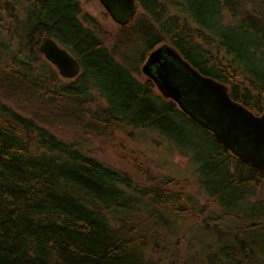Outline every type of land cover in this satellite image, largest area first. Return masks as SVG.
Returning <instances> with one entry per match:
<instances>
[{
  "label": "trees",
  "instance_id": "obj_1",
  "mask_svg": "<svg viewBox=\"0 0 264 264\" xmlns=\"http://www.w3.org/2000/svg\"><path fill=\"white\" fill-rule=\"evenodd\" d=\"M134 4L141 13L107 47L76 0H0V89L36 103L30 118L0 105V264H264V196L254 199L264 173L207 131L186 130L200 127L134 75L149 51L167 45L264 114V0ZM45 37L78 61L75 79L37 65ZM119 49L136 56L125 58L130 65L116 60ZM55 122L71 139L51 131ZM148 130L180 153L194 138L210 150L191 155L185 186L139 166L145 181H134L88 146L116 147L117 135Z\"/></svg>",
  "mask_w": 264,
  "mask_h": 264
},
{
  "label": "water",
  "instance_id": "obj_2",
  "mask_svg": "<svg viewBox=\"0 0 264 264\" xmlns=\"http://www.w3.org/2000/svg\"><path fill=\"white\" fill-rule=\"evenodd\" d=\"M118 1L126 5L118 12V18L121 19L119 22L125 25L129 15L135 13L137 6L134 0ZM126 11L127 16L121 17L120 13ZM38 53L54 67L61 79L73 80L79 75L78 61L54 39L43 38L38 46ZM141 73L153 82L164 99L173 101L184 114L203 127L213 129L214 126L207 120V116L212 111L221 109L241 119L245 126L260 129L256 130L257 134L264 138V114L254 115L249 109L232 100L223 83L201 75L170 46L162 45L149 51L141 66ZM187 89L195 92L194 99L187 98ZM211 131L221 145L240 161L264 173V159H257L244 149L238 148L223 132ZM252 133H255V130Z\"/></svg>",
  "mask_w": 264,
  "mask_h": 264
},
{
  "label": "rangeland",
  "instance_id": "obj_3",
  "mask_svg": "<svg viewBox=\"0 0 264 264\" xmlns=\"http://www.w3.org/2000/svg\"><path fill=\"white\" fill-rule=\"evenodd\" d=\"M13 1L18 2V0ZM76 1L80 4L82 14H86L94 19L100 26V31L108 35L104 42L107 47H111L113 37L116 35L119 28L109 18L98 0ZM18 12L20 18L25 17L24 11L21 10L20 7L18 8ZM140 13L141 10L137 7L136 14ZM120 16L126 17L127 11L120 13ZM225 21L228 23L227 20ZM85 25L88 26L87 24ZM1 35L8 39L7 33L2 32ZM16 44L17 43L12 42L13 47H16ZM121 53V49H119L115 58L118 62L124 63L126 66L130 65L132 62V60H126V57H132L133 59L136 58L132 52H124L123 56ZM38 59L37 65L46 64L47 67L54 69V67H52L42 55L38 54ZM141 66L142 63L138 67L139 73L134 72V75L140 81L145 79V76L141 73ZM5 92V89H0V105H6L25 117L30 118L32 116V112L35 110V102L24 98L13 99L6 96L7 93ZM50 129L60 138L69 140L72 137V130L64 124H57L55 122ZM186 130H198L197 133L201 134V129L199 128H190ZM189 133L190 132L188 131L187 135H190ZM140 134L141 135L137 137H132L133 139L127 135H117L114 140L116 147L106 145L99 148L96 142H90L88 146L93 149L92 151L97 159L111 167L128 173L134 181H145L144 176L136 169V167L139 166L148 169L153 176H169L179 182L181 186H185L186 182L190 181L189 173L195 166L191 155L194 152H210L209 149L201 145L195 138L191 141L192 148H183L182 153H180L173 145L168 143V140L164 136H160L154 130H148L147 132L145 131ZM184 180H187L185 184ZM194 193L202 203L207 204L211 210L217 211V206L210 200H207L203 194L197 192ZM263 196L264 185L257 191L254 199H261Z\"/></svg>",
  "mask_w": 264,
  "mask_h": 264
},
{
  "label": "flooded vegetation",
  "instance_id": "obj_4",
  "mask_svg": "<svg viewBox=\"0 0 264 264\" xmlns=\"http://www.w3.org/2000/svg\"><path fill=\"white\" fill-rule=\"evenodd\" d=\"M98 2L102 6L106 14L109 16V18L113 21V23H115V25L118 28H121L123 26H128L129 24L133 22V20L136 17L137 9L135 10L134 14H132L131 16L129 15V18L127 19V23L125 25L124 24L122 25L121 22H119V20L121 19L118 18V14H119L118 12L120 11L122 6L124 7L125 5L124 3H121L118 0H98ZM128 14H129V11H128ZM130 14H131V11H130ZM253 114L257 116L262 115V114H258L255 112H253ZM208 115L209 116H207L208 117L207 120L213 124L214 126L213 129L205 128L202 125L198 124L194 119L188 116L187 117L191 119L194 123H196L200 127L199 129L205 130L209 134H211V136L220 145L221 143L217 140L216 135L211 130H218L220 132H223L225 137H228L233 143L237 145L238 148L244 149V151L249 152L251 155L255 156V158L257 159H264V138L258 135L256 131L260 129H255L253 127L245 126L241 119H239L238 117H236L235 115L227 111H222L221 109L220 111H216V112L212 111ZM253 130H255V133H252ZM225 150L229 152L232 156H234L230 151H228L227 149Z\"/></svg>",
  "mask_w": 264,
  "mask_h": 264
}]
</instances>
